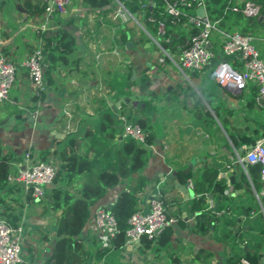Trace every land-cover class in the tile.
Segmentation results:
<instances>
[{
  "label": "crops",
  "instance_id": "1",
  "mask_svg": "<svg viewBox=\"0 0 264 264\" xmlns=\"http://www.w3.org/2000/svg\"><path fill=\"white\" fill-rule=\"evenodd\" d=\"M23 1L0 0V55L7 53L18 73L10 98L16 101L22 115L29 113L25 108L36 106L35 112L29 113L34 122L21 119L17 131L13 130L18 119L15 116H3L0 121V144L5 152H11V165L20 166L27 149H32L34 154L49 149L56 161L69 136L82 140L85 128L93 122L89 115L101 98L108 100L114 115H118L119 104L124 102L128 106L124 109L126 115L134 117L144 108L142 99L151 101L152 109L144 114L151 120L156 137L148 149L149 163L143 174L149 183L139 195L138 207L147 208L151 199L164 198L165 211L173 218L168 240L159 243L161 232L153 239L141 238L115 248L108 237L96 230L94 209L111 208L125 187L119 185L103 191L77 236L88 250L85 264H239L245 253H253V245L261 239L259 232L264 231V208L249 179L246 163L239 161L253 141L264 136V107L252 102L251 84L245 90L220 86L215 74L222 60H213L196 71L178 68L174 62L179 56L175 59L169 54L171 58L160 61L162 52L154 42L155 37L141 22L151 12L143 4L153 6L152 0H140L133 10L119 0H112L116 6L111 4L108 15L101 12L98 16L97 10H91L81 0H72L67 12L55 11L49 17L44 11L41 22L27 16ZM117 1L130 17L119 13ZM232 1L239 4L248 0ZM43 23L45 28L41 29ZM58 29L72 34L75 47L67 55V62L54 65L50 76L44 78V99L33 102L30 81L22 75L26 70L22 63L35 45L42 51L45 71L48 62L44 61L47 50L43 49L42 34L52 37ZM181 29L188 31L183 23ZM123 32L127 37L122 42ZM127 41L132 44L128 48ZM221 41L219 32H213L210 39L213 53H220ZM255 42L264 53V40L257 38ZM228 63L241 68L232 60ZM128 67L131 69L129 91L136 87L137 92L119 100L107 99V81L118 79L124 84ZM145 73L149 81L141 87L137 79ZM145 89L151 98L146 96ZM140 96L144 97L140 99ZM205 174L208 178L216 174L225 187L227 199L219 194L217 187L214 193L204 194L205 203L198 211L192 208L196 197L192 186L195 181L204 183ZM15 177L16 174L9 175V183L17 184V188H0V219H6L12 211L24 230L22 264H40L47 261L57 239L56 220L61 211L53 209L52 186L47 187L44 198L33 200ZM187 189L193 196H185ZM208 212L220 219H208L209 228L200 231L198 215ZM260 252L264 264V243Z\"/></svg>",
  "mask_w": 264,
  "mask_h": 264
},
{
  "label": "trees",
  "instance_id": "2",
  "mask_svg": "<svg viewBox=\"0 0 264 264\" xmlns=\"http://www.w3.org/2000/svg\"><path fill=\"white\" fill-rule=\"evenodd\" d=\"M119 1L130 10H133L135 5L140 4V0ZM152 1L154 3L153 6H149L147 3L143 4L146 10L151 11L150 14L147 13L145 15V27L159 44L173 58L177 59L178 56L180 57L182 51L190 45V37L199 31L194 26H191L187 32L181 29V25L186 21V17L191 13V9L182 8V14L178 18H173L166 12L165 0ZM204 1L207 16L213 21L218 20L217 26L219 29H226L227 31L237 30L243 35L258 39L262 38L264 40V0H249L259 5V14L254 17H246L239 12L229 10L228 8L235 4L232 0ZM81 2L89 6L91 10H97L98 13L102 12L107 15L110 12L109 6L112 4V0H81ZM23 3L28 11L26 12V14L28 13V17H31L37 22H41L44 19L45 6L47 5L45 0H24ZM241 3H236V5L240 6ZM70 4L71 2L66 8L67 10L70 8ZM106 7L107 10L105 9ZM160 22L163 24V34L158 33ZM42 35L44 42L43 49L47 50L44 61L47 60L48 62V66L44 71V78L46 76L48 78L50 76V70H52L54 65L67 62V55L75 47V39L66 29H58L52 37H46L45 33ZM126 37V34L123 32L121 35L122 42ZM35 48L36 46L34 45L31 51L38 49ZM262 54L264 56V53ZM2 55L6 59L11 60L7 53L4 52ZM213 60L228 62L232 60L236 63L235 66H241L236 59L225 56L222 53V49L220 53H214ZM130 70L128 67V71L124 75L125 79H123L125 80L124 84H117L115 82L117 79L108 82L107 99L119 100L121 96L130 97ZM22 75L28 79L26 70L22 72ZM137 80L141 87H145L146 82L149 81V76L145 73ZM29 88L32 91L31 101L41 102L44 99V92L37 93L30 82ZM251 88H253L252 102H254L257 87L251 84ZM112 92H116L114 97L112 96ZM146 96L152 97L149 92ZM142 97L144 96H140L139 98L141 99ZM12 101L13 103H0V121L5 116L14 117L23 113L21 109L17 108L18 104L16 101ZM142 102L144 103V108L141 109L138 116L134 117L132 114L126 115L124 109L128 106L124 102L119 104L117 109L118 115H114V110L109 105L108 100L106 101L101 98L93 114L89 115L93 122L85 128L82 140L78 141L77 137L69 136L66 143L59 149V155L56 161L51 158L52 152L49 149L41 150L37 154H34L32 149H27V152H29L32 158L39 161L53 160L57 166V171L51 184L52 187L50 188V196L53 209L56 211L60 210L61 213L56 220L57 239L46 262L52 264L86 263L88 250L77 236L90 217L91 207L99 201L103 191L123 184H125V187L119 192L114 204L108 210L114 216L117 224V232L109 238L110 243L115 248L124 245L125 231L128 228V218L139 208V195L145 191L149 183L148 178L143 174V170L149 163L148 149L155 142L156 137L155 128L151 120L144 114L145 110L149 111L152 109L151 101L142 99ZM208 102L211 101L208 99ZM25 109L29 113H33L36 110V106L33 105ZM25 109L23 110L25 111ZM119 115H125L128 121L140 126L143 130L142 141H138L123 133L122 123L118 119ZM62 116L64 115L62 114ZM15 122L17 124H14L13 130L17 131L19 128L18 123L21 122V119H15ZM11 156V152H5L0 144V188H7L8 190L17 188V184L9 183V175L16 174L17 176L20 169V166L17 164H10L9 158ZM17 159L20 161V158ZM246 168L249 179L257 195H259L260 203L264 208L263 181L260 178L259 166L255 163H247ZM213 179H216V174L211 175L209 178L208 174H205L203 177L204 183L199 181L193 183L192 188L196 195L192 205L194 210L199 211L205 203L204 194L209 191L214 193L213 191L217 187L219 194L224 199H227L222 181L218 179L214 181ZM160 191L163 194V190L161 189ZM28 195L30 199L34 200L29 193ZM161 200L164 204V198L162 199L161 197ZM218 209H221V206ZM12 215V211H10L7 215L8 217L4 220L11 226H17V217ZM198 216L199 220L201 219L197 225L200 231H206L209 228L210 224L208 223V219L215 221L220 219V216H215L211 212L200 213ZM170 228V225H168L160 234V244L167 242ZM244 234L247 235L246 233ZM259 234L261 235V239L253 245L254 252H247L243 256V258L249 261V264H261L262 252L260 250L263 248L264 231H260Z\"/></svg>",
  "mask_w": 264,
  "mask_h": 264
},
{
  "label": "built area",
  "instance_id": "3",
  "mask_svg": "<svg viewBox=\"0 0 264 264\" xmlns=\"http://www.w3.org/2000/svg\"><path fill=\"white\" fill-rule=\"evenodd\" d=\"M72 0H45V13L50 15L53 12L64 13ZM118 2V1H117ZM119 3V2H118ZM119 13L130 17V13L121 4ZM165 8L168 15L178 18L182 14V8H189L192 12L187 15L183 22L185 29L191 26L199 31L190 37V45L184 49L179 60L174 62L180 69L201 70L208 66L214 53L208 48L212 33L218 31L222 36L221 49L225 56L236 59L241 68L232 67L227 61H222L216 69V82L222 87H230L237 90H245L250 84L256 85L257 93L254 97L255 104L264 107V58L256 46L253 37L243 35L237 30L227 31L219 29L218 20H211L205 10L204 0H165ZM233 12H239L246 17H254L259 14V5L252 1H245L238 6L233 4L228 8ZM203 10V14L198 13ZM45 28V23L40 25ZM158 33L163 34V24L160 22ZM154 42L162 52L159 58L163 61L165 57L171 58L169 53L154 39ZM22 65L28 73V79L33 89L38 92H45L44 68L42 64V51L34 50L27 55ZM17 77V66L11 60L0 55V103L13 101L10 98L11 89ZM33 115V114H32ZM122 123L123 133L138 141L143 140V130L136 123L127 120L125 115H119ZM241 163L258 164L260 178L264 181V136L259 137L250 145L245 154L239 158ZM57 171L55 161H39L30 156L29 152L24 154L20 164L18 175L14 178L20 183L27 193L34 199L45 197L47 187L51 186ZM94 225L102 236L112 237L117 232V224L112 213L103 207L95 209L93 213ZM173 222L165 211L161 198L150 200L147 208H138L128 218V228L125 231V243L132 244L142 237L153 239L157 237L165 227ZM23 227L21 224L11 226L4 219H0V264H22ZM40 264H52L43 262ZM239 264H249L246 258H242Z\"/></svg>",
  "mask_w": 264,
  "mask_h": 264
},
{
  "label": "water",
  "instance_id": "4",
  "mask_svg": "<svg viewBox=\"0 0 264 264\" xmlns=\"http://www.w3.org/2000/svg\"><path fill=\"white\" fill-rule=\"evenodd\" d=\"M199 13H203V10H199ZM120 14H121L123 17H125V18L127 17V16L123 13V11H121ZM130 45H132L130 41H127V42L125 43V46H126L127 48H128ZM207 46H208L209 49H211V44H210V43H209ZM132 76H134V74H132ZM126 101H127V99H126ZM15 117L18 118V119L26 120V121H28V122H34V118H33L32 116H30L29 113L26 114V115L18 114V115L15 116ZM167 176L170 177V178H173V176L170 175V174H168ZM176 185H177V184H176ZM185 189H186V188H185ZM184 191L186 192V193H184L186 197H188V196H193V192H192V191H189V189L184 190Z\"/></svg>",
  "mask_w": 264,
  "mask_h": 264
},
{
  "label": "rangeland",
  "instance_id": "5",
  "mask_svg": "<svg viewBox=\"0 0 264 264\" xmlns=\"http://www.w3.org/2000/svg\"><path fill=\"white\" fill-rule=\"evenodd\" d=\"M112 4H114V3H112ZM114 6H116V2H115V4H114ZM119 8H120V6H119ZM95 14H96V16H98L99 13L97 12V13H95ZM116 20H119V19L117 18ZM141 22H143V23L145 24V22H144L143 20H141ZM117 23H118V22H117ZM128 23H130V21H129ZM107 24H111V22H110V21H107ZM133 26H134L136 29H138V28H137V25H133ZM140 34H142V32H140ZM210 39H211V38H210ZM253 39H254V42L257 40V38H255V37H254ZM255 39H256V40H255ZM255 44H256V42H255ZM262 57L264 58V56H262ZM115 70L118 71V70H119V67H117ZM114 76H115V74L112 73V77H114ZM110 80H112V79L110 78ZM16 81H17V80H16ZM16 81H15V83H16ZM116 81H117V82H116L117 84H121L120 81H119L118 79H117ZM107 82H109V81H107ZM110 82H111V81H110ZM15 83H14V84H15ZM116 83H115V84H116ZM13 89H14V88H12L11 92L14 91ZM11 92H10V94H11ZM136 92H137V88L135 87V89H133V92L131 91V94L136 93ZM145 92H148L147 89H145Z\"/></svg>",
  "mask_w": 264,
  "mask_h": 264
}]
</instances>
